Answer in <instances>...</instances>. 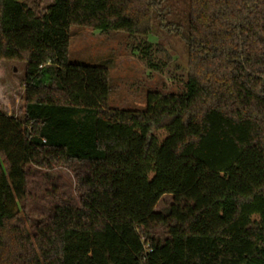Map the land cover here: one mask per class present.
Instances as JSON below:
<instances>
[{"label":"trees","instance_id":"1","mask_svg":"<svg viewBox=\"0 0 264 264\" xmlns=\"http://www.w3.org/2000/svg\"><path fill=\"white\" fill-rule=\"evenodd\" d=\"M51 1L0 0V62L24 65L22 116L0 110V264H264V0H180L183 26L173 0ZM73 27L145 57L180 37L183 91L109 108L107 68L68 62Z\"/></svg>","mask_w":264,"mask_h":264},{"label":"rangeland","instance_id":"2","mask_svg":"<svg viewBox=\"0 0 264 264\" xmlns=\"http://www.w3.org/2000/svg\"><path fill=\"white\" fill-rule=\"evenodd\" d=\"M23 4L28 9L37 7L43 10L52 1L23 0ZM172 4L176 23L183 26L182 2L173 0ZM157 43L164 51L157 53V48L151 46L149 53L145 51L151 54L150 57H145L143 53L136 51L135 43L125 34H100L90 29L73 27L69 31L68 62L107 68L110 88L108 107L115 110L142 111L146 107L148 92L179 94L184 88L185 77L180 68L185 62L183 40L174 34H163ZM146 46V42H141L139 48ZM167 56L170 61H167ZM151 60H154L153 68H149ZM174 62L180 67H176ZM23 78L22 63L0 62V110L7 116L20 118L23 114ZM156 137L160 142L164 134L159 132ZM59 175L65 183L73 186L68 172L60 171ZM171 201V196H163L155 206V212L166 208Z\"/></svg>","mask_w":264,"mask_h":264}]
</instances>
